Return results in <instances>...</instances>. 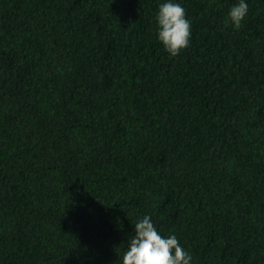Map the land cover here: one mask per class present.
I'll list each match as a JSON object with an SVG mask.
<instances>
[{
  "label": "trees",
  "instance_id": "obj_1",
  "mask_svg": "<svg viewBox=\"0 0 264 264\" xmlns=\"http://www.w3.org/2000/svg\"><path fill=\"white\" fill-rule=\"evenodd\" d=\"M0 0V264H121L151 215L192 264H264V0Z\"/></svg>",
  "mask_w": 264,
  "mask_h": 264
},
{
  "label": "clouds",
  "instance_id": "obj_2",
  "mask_svg": "<svg viewBox=\"0 0 264 264\" xmlns=\"http://www.w3.org/2000/svg\"><path fill=\"white\" fill-rule=\"evenodd\" d=\"M249 10L248 0H237L226 23L239 29ZM156 39L169 56H177L190 44L191 21L180 0H163L155 13ZM193 257L179 242L175 233L163 236L151 215L145 214L133 224L127 237L121 264H192Z\"/></svg>",
  "mask_w": 264,
  "mask_h": 264
}]
</instances>
